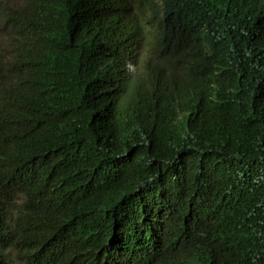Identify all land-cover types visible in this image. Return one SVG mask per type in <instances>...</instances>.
<instances>
[{
    "label": "trees",
    "instance_id": "16d2710c",
    "mask_svg": "<svg viewBox=\"0 0 264 264\" xmlns=\"http://www.w3.org/2000/svg\"><path fill=\"white\" fill-rule=\"evenodd\" d=\"M15 262L264 264V0H0Z\"/></svg>",
    "mask_w": 264,
    "mask_h": 264
},
{
    "label": "rangeland",
    "instance_id": "374dc122",
    "mask_svg": "<svg viewBox=\"0 0 264 264\" xmlns=\"http://www.w3.org/2000/svg\"><path fill=\"white\" fill-rule=\"evenodd\" d=\"M154 27L150 28L148 26L143 27V34L141 41L136 44L137 51L136 53L140 58L144 59L146 57V52L149 50V47L152 45L155 36L153 37ZM14 264H20L15 262Z\"/></svg>",
    "mask_w": 264,
    "mask_h": 264
},
{
    "label": "clouds",
    "instance_id": "9594fccd",
    "mask_svg": "<svg viewBox=\"0 0 264 264\" xmlns=\"http://www.w3.org/2000/svg\"><path fill=\"white\" fill-rule=\"evenodd\" d=\"M158 21L157 20H154V22L152 23V22H144L143 23V25H142V34H143V27L144 26H148V27H150V28H152V27H154L155 29H154V33H153V37L155 36V38H154V40H153V42L155 41V39L157 38V36L159 35V27H158ZM141 41V40H140ZM140 41H138L137 43H139ZM136 43V44H137ZM136 44H135V47H136ZM152 45H153V43H152ZM151 45V46H152ZM150 46V47H151ZM149 47V48H150ZM137 51V47H136V50H135V52ZM148 52H149V50L146 52V57L144 58V59H142V58H140V56L136 53V59L138 60V62H139V64H142L143 63V61L147 58V56H148ZM240 264H242V263H240Z\"/></svg>",
    "mask_w": 264,
    "mask_h": 264
}]
</instances>
